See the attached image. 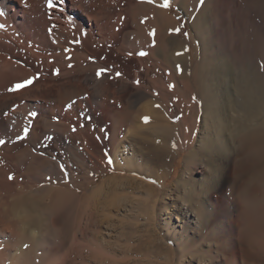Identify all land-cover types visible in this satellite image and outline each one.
<instances>
[{"label":"bare ground","instance_id":"6f19581e","mask_svg":"<svg viewBox=\"0 0 264 264\" xmlns=\"http://www.w3.org/2000/svg\"><path fill=\"white\" fill-rule=\"evenodd\" d=\"M12 1L15 0H0V12L4 14L6 8L13 11ZM40 1L36 0L35 2ZM179 1L187 3L185 0ZM83 2L78 0V3L74 1L73 4L80 6L79 11L88 18L87 21H90L88 24L90 29L93 27V21L99 26V22L102 21H99V17L108 15L110 12L108 8L115 7V3H110V0H87L86 3L90 7L98 8L96 13L92 14ZM158 2L159 0H150L148 3L152 5L146 4L143 9L137 4L130 7L131 10L128 11L132 17L131 24L134 28L130 36L133 40H127L129 35L124 33L125 36L122 40L120 39V44L116 39L111 40V45L109 42V45H102L104 42L97 45L94 44L97 42H92L93 37L90 34L88 39L86 37L87 40L81 42L75 37L76 34L57 25L48 27L49 35L45 36L43 33L37 32L35 35L39 36H33L40 41L39 46L44 49L45 53L63 50L62 53L57 51L55 55L51 54L53 58L49 54L50 61H54L53 66L70 63L75 67L74 74L67 73V75L73 76H67V80L63 79L64 81L58 83L60 89L57 95L62 96L72 92L70 101L79 97L82 92L84 93L85 85H88L91 89L89 98L94 103V108L101 109L103 114L102 118L97 119L95 112L89 108L80 109L82 106L80 102H71L67 105L69 114H75L80 110L84 119L90 121L87 125V132L89 131L88 134L91 137L79 148L72 145L78 159L79 165L77 166L72 162L71 165L67 163V168L61 161L56 160V157H54V162L51 164L48 162V164L46 159L40 157L36 149L31 148V143L42 139L41 132L37 131L39 122L36 121L37 123L34 125L33 115L29 117L24 111L17 110L9 112L7 119L11 117L10 120H7L5 115L3 116V112L8 110L10 99L12 100L14 96L27 101L36 100L38 96L34 91L37 90L35 88L39 83L34 80L30 86L20 89L18 93H14L13 90L14 94L10 95L11 87L14 88L17 83L33 78L36 74L32 70L28 72L20 69L21 75L17 76L16 72L12 74L9 72L11 69L0 68V86L8 87L10 90L6 89L7 92L3 90L4 93L1 91L3 95L0 96L2 98L0 100V116L7 122L5 124L4 119L0 117V140L5 142L1 144L4 155L6 152L9 154L5 155V161L9 163L11 160L18 167V171L14 173L15 175L17 173L18 176L10 173L13 177L12 181L17 182L16 180L20 178V183H16V187L20 186L18 188L14 184H12L13 187L11 183L6 182V187L10 190L8 193L12 194L10 203H3V212L0 211V225L2 224L0 246L3 248L6 246L2 252L0 249V256L2 255L3 258L4 255L7 258L1 260L0 264H21L22 245H27L30 242L36 244L39 250L43 248L44 264L51 261L48 254L54 251H52V243L49 242L51 239H47L50 234L44 236L37 228L44 224L46 227L51 226V229L49 227L51 231L57 226L60 216L64 213L67 214L73 204L78 210H81L74 216L75 225L80 234L83 236L86 234L85 229L86 231L89 229L92 232L90 238L94 245L100 248L99 251H105L106 256L109 253L108 257L101 253L104 258L100 256L101 259L98 261L92 257L94 261H87V264H126L129 262H127L129 257L127 253L132 255L135 251H140L143 248H147L145 249L146 253L152 252V249H156L155 251L162 249L163 243L158 242L162 239L156 233L157 205L161 202V192L153 184L164 187L165 180L169 175V162L173 160L175 154L182 150L191 151V155L196 158L186 161L184 170L187 177L181 176L175 182L173 198L170 196V200H174V204L183 202V206L179 208L187 212L191 210L194 213L191 216L197 217L201 241L210 240L215 245L224 246L226 251L236 250L242 253V257H246V261H248L246 264H264V168L258 174L255 173L257 180L255 182L251 180L252 185L247 184L248 182L243 179L237 180L240 182L239 185L238 182L233 185V175L240 173V170H244L245 167L256 172L259 160L255 156H251L252 158L240 160L238 167L231 168L233 162L231 135L228 137L224 132L228 128V120L237 111L235 106L238 105L239 85L236 83L238 82L235 79L236 73L238 77L241 73L244 76L246 70L250 69L251 81L255 84L259 83L258 73L259 69L262 70V66L258 65V61H255L254 65H249L253 66L251 68L245 67L242 63L243 58L250 59L246 45L248 32L245 34L243 20L256 25V30H260L262 34L257 36L264 38V13H261L264 8V0H255L254 3H249L248 0H205L199 13L196 12L195 5H192L194 2H192L187 11L195 24L194 29L197 30V34L194 36L192 34L186 40H181L179 33L170 32L175 28L173 22L166 15L167 11L165 10L169 7L166 9L157 7ZM59 4L69 9L67 4ZM246 5L247 10L244 11ZM148 7L149 9H147ZM70 12L71 14L77 13L73 10ZM39 17L38 22L44 24L41 15ZM80 17L78 15L77 18ZM7 18L9 21L15 20L13 13ZM76 21L78 22L80 19H76ZM36 22L35 20L33 24L36 25ZM37 31L39 30L37 29ZM29 37L31 38L32 35ZM89 39L98 47L92 56L93 59H100L101 68L117 69L114 76H110L107 70L104 71L102 77L98 78L97 71L93 75L91 74L92 65L89 66L88 61L86 63L83 60L80 61L85 53L82 54L83 51L78 50L82 47L84 49ZM199 48L202 56L200 69L199 65H196L191 70L194 61L199 58ZM157 49L162 51L161 57L155 55ZM17 52L19 51L15 50L13 58L24 63L25 69L27 66H36L34 62L37 60L32 55L34 50L28 51L32 57ZM140 52H144L146 55L141 56ZM53 66L52 71H55L57 68ZM23 67L22 69H24ZM44 68L40 66L35 69L39 73H44L47 71V68L43 70ZM65 71V69H61L59 75L65 76ZM248 72L245 75L249 74ZM2 89L4 87L0 90ZM254 92L256 95L249 97L264 104V93L257 97L258 89L255 88ZM131 104L136 105L135 108L130 107ZM145 117L149 118L148 122L144 121ZM199 119L202 124L198 132ZM98 125L99 127L103 126L104 129L99 127L97 129ZM49 126L51 128L54 125L49 124ZM38 128L40 127L38 126ZM12 129H16L14 134L19 136V140H23L24 143L20 142L25 144L19 151L21 153L16 152V155L12 152L17 151V147L21 144L17 139L16 144L10 147L7 137L10 136ZM194 130L197 131V134H193ZM257 130V134L253 137L254 143L256 149L263 155L264 128L261 127ZM63 141L67 145L72 144L68 135L63 138ZM109 159L112 161L111 164L108 163ZM195 169L200 170L198 181L192 177ZM109 172L114 174L105 179L103 186H99L93 193L83 194L85 186L92 185L96 180V175L109 174ZM4 185L6 184L4 183ZM235 185L238 187H236L237 190H235ZM13 190L15 191L14 195ZM16 190L20 191L16 192ZM103 192L105 197L110 194V198L102 200ZM113 208L116 211L120 210L123 214V219L119 221V232H117L118 241L122 240L125 243L123 256L116 253L111 241L109 243L105 240L107 243L104 241L105 244H103L100 239H97L100 233L99 225L102 223L99 220L100 212ZM142 209L147 211L144 216L142 215L143 218L139 214ZM129 213L131 216L133 215L132 218H138L136 216L139 214V218H142L141 222H143L140 223L138 220V223L133 219L134 221L132 220L130 223L128 218H125L130 215ZM106 216L104 219L107 218ZM226 234H230L232 237H230L233 243L231 247V241L225 239ZM131 242L136 243V246L131 247L129 245ZM13 243L14 246H12ZM119 244L117 246L121 248L122 245ZM8 245L13 249L7 247ZM56 252L58 251L56 250ZM219 253L224 256L221 250ZM229 254L233 255V253ZM62 255L64 256V254ZM49 257L50 259L47 260ZM55 258L53 263L56 264L58 258L57 260ZM84 262L81 263L84 264ZM216 262L218 261L216 260Z\"/></svg>","mask_w":264,"mask_h":264},{"label":"rangeland","instance_id":"374dc122","mask_svg":"<svg viewBox=\"0 0 264 264\" xmlns=\"http://www.w3.org/2000/svg\"><path fill=\"white\" fill-rule=\"evenodd\" d=\"M35 1L36 0H29V3H28V0L12 1L13 6H11V8H13V11L12 10L10 11V10H8V8H6L5 13L3 15H0V25L3 26V27H0V50H2L1 51L2 53L0 52V68L6 67L8 70L11 69L9 72H11V74L16 72L15 74L16 75L18 74L17 76H19V74L21 75V70H27L28 72H31V70H32V72L34 71L33 73L36 74V75L33 74L34 75L33 78H35L34 82L39 83L36 85V88H35L37 90L34 91L35 95L38 96V98L36 97L37 98L36 100L27 101V100L22 99L21 97L15 98V96H14L15 99L14 98L12 100L10 99L8 110H6L5 113L3 112V116L5 115V117L7 119L10 111L14 112L17 110L18 111H20V110L24 111L27 115H29V117H32V115L30 116V113H35L36 115L33 116L34 117V120H33L34 125H35V123L39 122V124H37V131L39 130L41 132L42 139L40 138V140L38 142L36 141L34 143H31V145H30L31 148L36 149L37 153L40 155V157L47 160V163L49 162L51 164V162H54V160L56 159V160L61 161V163L63 165H66L67 168H68L67 163H69V165H71L73 162L77 166V165H79L77 162L78 159L75 156V150H74V148H72V145H74L76 148H79V146H82L81 144H85V142L88 140V138L91 137L88 134L89 131L87 132V129H88L87 125L90 121H87L84 119V117L79 112L80 110L78 112H75V114L74 113L72 115L69 114L67 111V105L71 104V102H75V103L80 102V105L82 104L80 109L85 110L86 108H89L90 110H92V112H95V114H96L95 116L97 117V119L102 118L101 115H103V114L100 111L101 109L99 110L97 108H94L95 107L94 103L89 98L91 96V89L88 87V85H85L86 89H85L84 93L81 91L82 94L79 97L73 98L70 101H69V99L72 97V95H71L72 92L70 94L69 93L63 94L62 96L57 95L58 90L60 89V86L58 83H60L64 80H67V78H68L67 76H73L71 74L75 73V67L72 66V64H70V63L69 64H62V65H60L61 67L56 66V65L53 66L54 61H52V60L50 61V59H49L50 55L51 54L55 55L57 53V51H58V53L59 52L62 53L63 50L60 49V50H56L52 53H45V51H43L44 49L41 46H39L40 41L36 38H33V36L38 37L39 35H35V34H37V32L43 33L45 36L47 34L49 35V32L47 31L48 27L51 25H57V26L64 27L67 30H70V32H73L74 34H76L75 37H77L81 42L87 40L89 37V34L92 35V37H93L92 42H97V43H94L97 45L102 44L103 42L104 43L102 45H109V44L111 45V42L113 40H116V39L120 44L121 43L120 41L123 39V36H125L127 34L129 35L127 37V40L129 39L131 41L133 39H132V36H130V35L133 32L134 28H133V25L131 24V18L132 17H131L130 12H129L131 10L130 7L136 6V4H137V5H140L141 9H143L146 4H149L148 2L150 0L149 1L148 0H112V1L110 0V3H112V2L115 3L114 4L115 7H113L112 9L108 8L110 10V12H108L109 14L107 13L108 15H103V16L99 17V21L102 20L99 22V26H98V23L95 24V22L93 21L92 22L93 27L91 29L89 28L90 26H88L90 21H87L88 18L86 16H84L79 11L80 6H78V5L76 6L73 4L74 1L78 3V0H51V3L53 5V7H51V8L48 6L49 0H41L38 3H36ZM88 1H90V0H88ZM185 1H187V3L181 2L179 0H171V5H170L169 9H166L165 7H163V0H159V2L156 4L157 7H160L162 9H166L165 10V11H167L166 15L173 22L174 28L180 29L179 38L181 40H186L190 36H192V34H193V36L197 34V32H196L197 30L194 29L195 24L192 21L189 13L187 11L189 9L190 5L192 4V2H194L192 5L193 6L195 5L194 7L196 9V12L199 13L200 9L202 8L203 4L205 3V0H185ZM248 1H249V3H254L255 0L253 2H251L252 0H248ZM82 2L87 5V8L91 11L92 14L96 13V11L98 9L97 7H95V6L90 7L86 3L87 0H82ZM59 3H63L64 5L67 4L69 9L67 7L65 8L64 6L60 5ZM149 5H152V4H149ZM199 5H201V6H199ZM54 7H56V8H54ZM147 9H149V7ZM245 9L247 10V5L244 8V11H246ZM71 10H73L77 13L71 14V12H70ZM261 11H262L261 13L263 14L264 8ZM11 13H13L15 20L12 19L11 21H9L7 17H10ZM39 15H41V17L43 18L44 24H41L38 22L37 19H40ZM78 15H79V17L80 16L81 17L77 18ZM29 18H31V19H29ZM16 19H18V21H16ZM76 19H80V21L77 22ZM263 19H264V14H263ZM35 20L37 21L36 25L33 24ZM7 21H9V22H7ZM123 21L126 23L124 24ZM243 26L245 27V34L248 32V34H246V39H247L246 45H247V52L249 53L250 59L246 60L245 58H243L242 63H244L245 67H248L249 65H254L255 61H258L257 63H258V65L262 66V70L259 69V73H258L259 74L258 75V79H259L258 82L259 83H257V84H255L251 81L252 77H251L250 69L247 68L249 72L246 70V73L248 72L249 74L245 75L246 74L245 73L244 76L241 73V74H239V77H238V74L236 73L235 79L238 81L236 83L239 85V91H238V97L239 98H238V103H237L238 105L235 106V109L237 108L236 109L237 111L234 110V111H236L234 115L232 113L233 116L227 122V124H228L227 129L228 130L225 129L227 132L225 130H224V132L228 135V137H230V135H231V137H230V139L232 141L231 142V148L233 147V149H232V161L233 162L231 164V168L238 167L239 163L242 160L249 159V158H252L254 156L259 160V162H258V165L256 168V170H257L256 172H255V170L252 171L251 168H249V170H248L245 167L244 170L243 169L240 170L242 173L240 172V173L236 174L237 176L232 174L234 177L233 178L234 179L233 185L235 182L236 183L238 182L237 184L239 185V183H240L239 181L242 179H243V181L245 180V182H248L247 184L252 185V183L257 180V177L255 178L256 174H258V172H260V170H262L264 168V166H263L264 165V153H263V155H261L259 153V151L256 149L255 143H254L255 141L253 138V137H255V135L258 132V130H257L258 128H261V127L264 128V126H263L264 125V104L261 102L260 103L256 102L257 100H254L255 98H253V97H249L250 95L251 96L256 95L254 92L255 88L258 89L257 97L260 96L262 93H264V51H263L264 50V43H263L264 38L257 36V35H262V34H261L260 30H256L257 29L256 25H253V24L248 23L247 21L243 20ZM31 28H33V29H31ZM37 29L39 31H37ZM258 32H260V33H258ZM124 33H125V35H124ZM185 33H186V35H185ZM30 35H32L31 38L29 37ZM86 37H87V39H86ZM249 38H250V40H249ZM88 41L89 42H88V44L87 43L85 44L84 49L82 47L78 51H83V52H81L82 54L85 53L84 54L85 56L80 61L82 62V60H83V62H85V63L88 61L89 66L92 65L91 74L93 75L94 72H96L98 70H104V69H106V67L105 68L100 67V64H99L100 59H96V60L93 59L92 56L95 53V51H97L98 47L96 45H94L90 39ZM99 41H101V42H99ZM34 42L36 45L34 44ZM108 42H109V44H108ZM255 45H256V47H255ZM30 49L32 51L34 50V53L32 55L34 56L33 58H36L35 60H37L36 62L33 61L36 66L35 65H34L35 67H28L27 66L28 69L27 68L25 69L26 66H24V63H22L19 59L13 58V53H15V50H16V51H19V52H17L18 54H21V53L27 54L26 56L30 57L31 55L28 54V51H30ZM87 55H89V56H87ZM155 55L161 57L162 51L160 49H157ZM201 57H202L201 56V49L199 48V58L194 61L193 65L191 67V70L194 69L196 65L197 66L199 65V69H200ZM52 58H53V56H52ZM87 59H90V60H87ZM245 61H246V64H245ZM63 65H65V66H63ZM38 66L39 67L41 66L42 68L45 67L43 70H45L47 68V71L44 73L43 72L39 73L38 70L35 69V68H39ZM52 66L57 68L56 70H59V74L61 73V69H65L66 70L65 76L56 74V71H54V70H53L54 71L53 72ZM22 67L24 69H22ZM249 67L251 68L253 66H249ZM107 70L109 71L108 73L110 76H114V73L117 71V69H106L105 71H107ZM69 72L71 74L67 75V73L69 74ZM62 76L64 78H61ZM3 87H4V89L0 90V96H1L2 92L4 93L3 90L6 91V89H7V91H10L12 89L11 90L12 92L10 93V95H13L14 93L19 92V90H15V92L13 93L12 87L9 90L8 87L5 88V86H0V89ZM250 90H252V91H250ZM49 91H50V93H49ZM250 93H252V94H250ZM246 97H247V99H246ZM1 99L2 98L0 97V100ZM241 101H243V102H241ZM135 106L136 105H134V104L130 105V107H133V108H135ZM83 112H81V113H83ZM236 113H237V115H236ZM235 116L240 117V118H237ZM0 117H2V116H0ZM10 118L11 117H9L7 120H10ZM3 119H4L5 124H6V122H7L6 119L5 118H3ZM237 119H239V120H237ZM49 124L50 125L53 124L54 126H51V128H50ZM100 124H102V122H100ZM201 124H202V122L199 119L198 124H197V131L200 129ZM261 124H263V125H261ZM38 126L40 128H38ZM249 126H250V128H249ZM98 127H99V125L97 126V129H98ZM99 128L104 129L103 126H101ZM255 128H257V129H255ZM48 129H49V131H48ZM249 130H251V131H249ZM197 131L194 130L193 134H197L196 133ZM254 131H255V133H254ZM15 132H16V129H12L10 136L7 137V138H9V141H10V145H11L10 147H13L14 144H16L17 139L19 142L20 141L23 142V140H19V138H18L19 136L17 137V135L14 134ZM228 132H230V133H228ZM250 133H251V135H250ZM66 135H68L70 137V142L72 144L67 145V143L65 141H63V138ZM86 135H88V136L86 137ZM198 135H199V133H198ZM14 136L16 137V139ZM241 140H242V142H241ZM82 141H84V142H82ZM22 142H20V144L22 146L19 145L20 147L19 146L17 147V151L15 150V152H12V153H14V155H16V152L21 153L19 151H21V149H23V147L25 145V144H23L24 142L23 143ZM39 143H40V145H39ZM239 144H240V146H239ZM1 149H2V145L0 144V211L3 212L2 205H3V203L4 204L10 203V197L12 194V193H10V194L8 193V191H10V190L8 187H6L7 186L6 182L11 183V185L14 184L16 187V183L20 181V178L18 180H16L17 182H15V181L13 182L12 179H9V176H12L16 171H18L17 170L18 167H16L17 165H15V163L11 160L9 161V163H7V161H5V159H4L5 155L8 156L9 154L6 152L7 154L5 153V155H4L3 149H2V151H1ZM188 156H189V158H188ZM54 157H56V158L54 159ZM195 158L196 157H193V155H191V151H189V150L179 151V153L175 154L173 160L169 162V165H168L169 175H168V178L165 180L164 187H158L155 184H153L155 186V188L161 192V197H160L161 202L157 205L158 206V208H157V215H158L157 219L158 220H157L156 233L162 239L161 241H158V242L163 243L162 249H157V251H155L156 249H152V252L146 253L145 249H147V248H143V249H140V251H135V253H133L132 255L127 253V255H129L127 262L128 261L129 262L126 264H218V263L219 264H246L248 262V261H246V257H242L243 256L242 253H239L236 250L234 251L232 248L231 249L233 251L229 252V251H226L224 246L215 245L213 242H210V240L201 241L202 239L200 238V234H199V226L197 224V217L191 216V214L193 215L194 213L191 212V210L189 212H187L186 210H181L179 207L183 206V202L182 203L179 202V203L174 204L173 203L174 200L173 201L170 200V198L173 196L172 193L174 192L173 187L175 186V182L177 180H179V178L181 176L187 177V173L184 170L186 161L187 160H193ZM233 164H234V166H233ZM253 169H255V168H253ZM231 171H232V169H231ZM238 172H239V170H238ZM10 173H12V175ZM112 174H114V173L109 172V174L108 173L107 174L101 173V174L96 175L95 176L96 180L92 183V185L89 184V185L85 186V190H84L83 194L85 193V195H88L90 193H93L94 190L99 188V186L100 187L103 186L102 184H104V182L106 181L105 179L107 177H109V175L111 176ZM199 174H200V170L195 169L193 171V174H192L193 179L198 181L199 180ZM16 175L18 176L17 173H16ZM237 180H239V181H237ZM4 183L6 185H4ZM21 184H22V182H21ZM14 185H12V186L14 187ZM233 185H232V187H233ZM236 185H235V190H237V188H238ZM18 187H20V186H18ZM18 187H16V188H18ZM250 189L252 190L253 187L251 186ZM19 191L20 190H18V191L16 190V192H19ZM103 191L106 192V190H104V189H103ZM14 193H15V191L13 192V195H14ZM80 193H82V192H80ZM104 194L105 193L103 192L102 200H103V198L104 199L106 198L105 200L110 198V194H108V197H105L106 195H104ZM192 203H191V205H192ZM70 208L71 209L69 210V212L67 214L64 213L63 215L60 216V218L58 217L59 219H58L57 226L54 227V229L52 228L51 231H50L51 226L46 227L44 224H42L41 226H38V228H37L38 231L41 230V232L40 231L39 232L42 233L44 236L45 235L47 236L50 234L49 235L50 237L47 236V239L48 238L51 239V241H49V242L52 243L51 244L52 249H53L52 251H54V252H52L51 254L49 252V254H48L51 257V259H50V257L47 258V260L50 259L52 262L48 261L46 263L47 264L53 263V261H54L53 259L55 257L58 258V260H57V258H55L58 261L57 262L55 260L57 262L56 264H82L81 262H84V261H85L84 264H87L89 261L92 262V260H93L92 257L95 258L94 259L95 261H98V259L104 258L103 256L108 257L109 253L106 256L107 253L105 251H103V250H102V252L99 251L100 248L97 247L96 245H94L93 240H91V238H90L91 237L90 235L92 232L89 229H87V231H86V229L83 228V229H85L86 234H83V236H82V234H80V231H78V229L75 225L74 216H75V213H77L78 211L81 212V210H78L76 208V206H74V204ZM194 209H195V207H194ZM142 211H141L142 213L140 212L139 214L143 218L144 213H146L147 211L146 210L144 211V209H142ZM1 212H0V214H1ZM102 213H103V216H101ZM180 213H182L183 215L186 214V216H183ZM139 214H138V216H136L138 218H132L133 215L131 216V214L129 216H126L125 218H128L127 220L129 222L130 221L132 222V220L134 219L136 221L139 220L140 223H142L143 221L141 222V220H143V219L139 218L140 217ZM105 215H107L106 219H104ZM120 219H123V214H122V212H120V210L116 211L115 208H113L111 210H105V211L100 212L99 220L102 223H100V225H99V228H100L99 232L100 233L98 234L97 239L98 240L100 239L102 241V243L105 240L108 241L109 243L111 241V244L113 243L112 245H114L113 247L116 250V253L118 252L117 254H119V255L121 254V256H123L122 254L125 251V249H124L125 243H123L124 241H122V240L118 241V239H117V232H119L118 227L120 224L119 223ZM139 221H138V223H139ZM44 222H46V221H44ZM1 226H2V224L0 225V228H2ZM129 226H132V225H129ZM49 227H50V229H49ZM106 230H107V232H106ZM45 231L47 232V234L45 233ZM52 231L53 232L55 231V232L53 233ZM227 232H228V230H227ZM106 233L108 234V236ZM52 235H53V237H52ZM230 237H231L230 234L225 235V239L227 241H229L232 238V237L231 238ZM50 239H48V240H50ZM106 241H105V243H107ZM14 243L12 246H14ZM105 243H103V244H105ZM119 243H121V244H119ZM118 244L122 245V247H121L122 250H121V248H118L119 247V246H117ZM25 245L26 244L22 245V251L23 252L21 254V256H22L21 264L22 263L23 264H44L45 263L44 262L45 255H44L43 248H41L42 250H39L38 247H36V244L34 245V243H31V242L27 243V247H25ZM129 245H131V247H133V246H136V243L134 244V242L133 243L131 242V243H129ZM9 246L10 245H8L7 247H9ZM95 246L98 248V250H96L97 248ZM143 246L147 247L145 245H143ZM231 246H233L232 241H231L230 247ZM4 248L2 246H0L1 252L3 251ZM9 248L13 249V247H9ZM56 250L58 252H56ZM148 250H150V249H148ZM219 250H221V252L223 253L224 256H222V254H220V253L218 254ZM23 253H24V255H23ZM101 253L103 254V256L101 255ZM229 253H233V255L231 256V254H229ZM58 254H60V255H58ZM62 254H64V256ZM91 255H93V256H91ZM119 255H117V256L119 257ZM100 256H101V258H100ZM130 256H131V258H130ZM5 257L3 255V258H2V255H1L0 261L4 260V259L6 260L7 258H5ZM216 260L218 262H216ZM59 261H61V262H59ZM53 264H55V262Z\"/></svg>","mask_w":264,"mask_h":264},{"label":"snow or ice","instance_id":"6c2138e0","mask_svg":"<svg viewBox=\"0 0 264 264\" xmlns=\"http://www.w3.org/2000/svg\"><path fill=\"white\" fill-rule=\"evenodd\" d=\"M170 4H171V0H163V7L168 8V7H170ZM48 6H49V7H53V5H52V3H51V0H49V5H48ZM0 15H3V13L0 12ZM0 27H3V26L0 25ZM170 32H175V33L178 34V33L180 32V29H173V30H170ZM153 35H154V33H153ZM185 35H186V33H185ZM139 54H140L141 56L146 55V53H144V52H140ZM55 71H56V74H59V70H55ZM104 71H105V70H98L97 73H96L97 77H98V78H99V77H102ZM34 79H35V78H29V79L26 80V81H23V82L17 83L16 85H14L13 90H14V91H15V90H20V89H23V88H26V87L30 86V85L33 83ZM157 107H159V105H157ZM30 115H33V116H34V115H36V114H35V113H30ZM148 120H149L148 117H145V118H144V121H145V122H148ZM3 143H5V142H4L3 140H0V144H3ZM108 163L111 164L112 161L109 159V160H108ZM12 178H13V177L9 176V179H12ZM25 247H27V245H25Z\"/></svg>","mask_w":264,"mask_h":264}]
</instances>
